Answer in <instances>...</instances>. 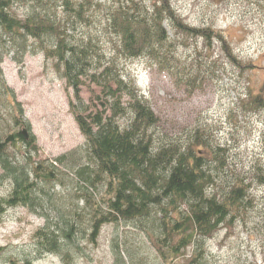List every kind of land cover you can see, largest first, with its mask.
Here are the masks:
<instances>
[{
	"label": "trees",
	"instance_id": "16d2710c",
	"mask_svg": "<svg viewBox=\"0 0 264 264\" xmlns=\"http://www.w3.org/2000/svg\"><path fill=\"white\" fill-rule=\"evenodd\" d=\"M236 1L264 10V0ZM61 2L59 6L57 0H0V99L9 101L16 128L29 136L26 139L21 130L4 138L0 134L2 178L13 184L10 197L0 199V216L10 208L23 207L46 219L45 227L35 234L38 253L58 255L65 264L82 254L78 242L87 240L95 247L104 227L120 223L139 224L148 233L161 263L178 264L175 260L182 252L195 247L197 255L190 264H197L207 240L241 208L248 196L247 186L238 179L227 180L225 193L218 195L221 180L212 166L221 156L205 140L196 138L181 147L170 143L155 151L151 137H147L148 130L157 124L154 111L123 79L116 60L104 63L93 39L78 40L73 35L78 20H86L90 2L78 4V9L70 0ZM17 4H28L24 19L13 13ZM60 7L69 14L67 20L59 16ZM113 15V30L120 38L117 56L131 60L147 57L165 71L171 62L169 27H173L208 41L218 39L224 43V52L234 59L221 33L185 24L171 0H155L151 13L138 8L131 13L121 6ZM37 54L54 62L56 72L74 93L70 109L86 136V148L52 161H34L29 156L21 163L10 157L9 148L25 144L34 152L36 138L24 106L7 85L2 65L5 58L12 57L23 66L26 56ZM85 87L92 97L88 105L82 97ZM125 96L130 98L129 109L135 118L123 131L116 118L125 111L121 102ZM252 98V106L263 105L260 96ZM106 105L110 106V116L99 110ZM114 253L117 262L129 257L119 245Z\"/></svg>",
	"mask_w": 264,
	"mask_h": 264
},
{
	"label": "rangeland",
	"instance_id": "374dc122",
	"mask_svg": "<svg viewBox=\"0 0 264 264\" xmlns=\"http://www.w3.org/2000/svg\"><path fill=\"white\" fill-rule=\"evenodd\" d=\"M58 1L60 6L63 0ZM70 1L75 9L78 4L90 2L85 9L86 20L77 22L75 38L93 39L104 63L116 60L123 79L154 111L157 124L147 132L154 150L170 143L181 147L196 138L205 140L221 156L212 166L221 180L218 195L225 193L227 180L238 179L247 186L248 196L241 208L207 240L197 264H264V10L247 3L238 5L236 0H171L185 24L197 29L211 27L215 35L221 33L234 59L224 52V43L218 39L208 41L169 27L172 55L164 71L147 57L131 60L117 56L120 38L112 26L113 14L121 6L131 13L134 8L151 13L155 0ZM27 5H15L13 13L24 19ZM58 14L66 20L69 15L61 7ZM24 63L20 66L8 57L2 70L7 85L24 106L37 150L19 144L9 148L10 157L21 163H26L29 156L34 161H52L86 148V136L70 109L74 93L56 72L54 62L37 54L26 56ZM96 92L103 99L101 92ZM256 96L263 100L259 108L251 104ZM82 97L87 105L91 104L87 87ZM121 102L125 111L116 121L125 131L135 114L129 109L128 96ZM99 110L107 116L112 114L108 105ZM16 127L9 101L0 99L1 136L24 132ZM2 174L0 169V199L9 198L13 189ZM45 223L46 219L23 207L10 208L1 215L0 264L26 260L33 264H65L58 255L38 253L35 234ZM101 233L95 247L87 240L78 242L83 252L71 264H163L139 224H111ZM116 245L129 257L117 262ZM196 255V248L188 247L175 263L190 264Z\"/></svg>",
	"mask_w": 264,
	"mask_h": 264
},
{
	"label": "water",
	"instance_id": "95a60500",
	"mask_svg": "<svg viewBox=\"0 0 264 264\" xmlns=\"http://www.w3.org/2000/svg\"><path fill=\"white\" fill-rule=\"evenodd\" d=\"M24 135H25V138L27 139V134H26V131H24Z\"/></svg>",
	"mask_w": 264,
	"mask_h": 264
}]
</instances>
